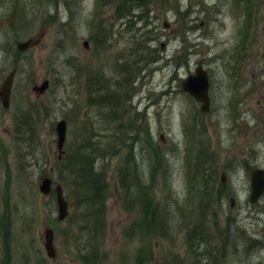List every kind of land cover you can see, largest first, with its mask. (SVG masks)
I'll list each match as a JSON object with an SVG mask.
<instances>
[{
	"label": "rangeland",
	"instance_id": "rangeland-1",
	"mask_svg": "<svg viewBox=\"0 0 264 264\" xmlns=\"http://www.w3.org/2000/svg\"><path fill=\"white\" fill-rule=\"evenodd\" d=\"M122 2L0 0V82L20 66L9 106L0 104V264H81L89 227L83 230L70 174L55 163L60 118L68 147H91L95 170L104 171L99 264H132L143 244L137 230L129 235L142 209L138 189L170 211V231L152 235L145 264H264V193L248 199L250 169L264 168V0H133L118 16ZM27 37L40 41L15 54ZM123 64L131 74L120 71ZM196 65L209 75L207 114L180 87ZM43 79L49 86L36 96L31 87ZM123 80L132 81L130 91L111 111L106 92L123 91ZM17 111L36 113L28 117L39 120L36 133L16 132ZM220 170L228 193L212 198L209 211L205 196L216 187L209 176L218 182ZM43 175L62 184L68 219L56 218L52 193L38 191ZM199 214L210 236H191V244L187 231ZM225 225L224 252L218 231ZM45 227L53 229L52 258Z\"/></svg>",
	"mask_w": 264,
	"mask_h": 264
},
{
	"label": "trees",
	"instance_id": "trees-1",
	"mask_svg": "<svg viewBox=\"0 0 264 264\" xmlns=\"http://www.w3.org/2000/svg\"><path fill=\"white\" fill-rule=\"evenodd\" d=\"M122 1V8L119 6L116 7V14L118 16L126 15L131 11L130 6H132L133 0ZM126 66V64H123L119 68L120 71L123 74H131L132 70L129 68V72ZM90 77H92L91 74L89 75V78ZM131 82V80H123V91L110 90L106 92V102L109 104L111 111H113L123 99V95L129 90L128 85ZM35 116H37L35 112L30 113L28 111L27 113H19L17 111L13 118L17 122L16 132L20 133L22 128H25V130L31 134L36 133L37 127L34 128V130L31 128L35 120L33 122L28 120V117ZM38 122L39 120L35 121V126L38 125ZM90 149L89 146L83 144L75 147L73 143H71L62 158L55 160L57 165L63 164L65 170L70 174V182L74 185L76 190L75 197L77 198H75V200L79 209V218L82 219V222H85L83 230H85L86 224H88L89 227V232L84 243H82V248H86V250L82 251L78 257L81 264H99L101 262L103 258L102 236L106 227L105 197L107 196V183L104 177V171L95 170L94 160L89 152ZM200 163L201 159L198 161V164ZM156 164L157 158L155 160V165ZM222 189L220 185L217 186V196ZM141 193V189H138V203L142 209H140L139 217L136 219L134 227L129 232V235H132L135 233V230H137L139 236L143 239V244L138 248L133 258L135 264H145L152 259L151 237L153 234L165 236L170 231V224H168L170 211L161 203H155L154 200H150L146 195L142 196ZM3 210L5 212V209ZM7 220V218H2L1 224L2 234L5 240L9 237V222H7ZM80 226H82V224ZM192 227H194L192 232L187 231V241L190 240L191 244L193 243L191 236L196 237V240H202L203 233L206 232V236L208 235L204 219L201 218L200 214L197 216V220ZM67 231L68 234L69 230ZM223 249H225V247H223ZM134 261H132V264Z\"/></svg>",
	"mask_w": 264,
	"mask_h": 264
},
{
	"label": "water",
	"instance_id": "water-1",
	"mask_svg": "<svg viewBox=\"0 0 264 264\" xmlns=\"http://www.w3.org/2000/svg\"><path fill=\"white\" fill-rule=\"evenodd\" d=\"M166 27L167 25L164 24ZM39 39L28 38L17 43V48L20 50H25L28 47L35 45ZM87 44V42H84ZM15 69H12L9 74L6 75L4 80L0 85V101L4 107L9 104L10 89L13 80ZM48 86V80H43L40 84H34L32 89L40 94ZM182 89L187 92L190 96L200 102L199 109L200 111H207L209 105L208 99V79L205 69L198 65L194 68V72L187 75L181 81ZM55 132H56V148L58 151V158H60L63 151V144L65 140L66 133V122L64 119H59L55 123ZM221 182H224V173L221 172ZM39 190L43 194H47L51 190V178L45 176L41 179L39 183ZM264 189V171L262 169H254L251 171V192L250 200H255ZM55 199L57 205V217L62 220L66 217L68 213L67 201L65 200L62 192V187L59 183L54 185ZM44 247L48 256L53 257L55 255V250L53 247V232L51 228H45L44 230Z\"/></svg>",
	"mask_w": 264,
	"mask_h": 264
},
{
	"label": "flooded vegetation",
	"instance_id": "flooded-vegetation-1",
	"mask_svg": "<svg viewBox=\"0 0 264 264\" xmlns=\"http://www.w3.org/2000/svg\"><path fill=\"white\" fill-rule=\"evenodd\" d=\"M210 101H211V98H210ZM198 104V103H197Z\"/></svg>",
	"mask_w": 264,
	"mask_h": 264
}]
</instances>
